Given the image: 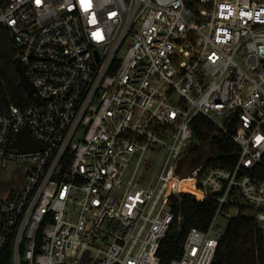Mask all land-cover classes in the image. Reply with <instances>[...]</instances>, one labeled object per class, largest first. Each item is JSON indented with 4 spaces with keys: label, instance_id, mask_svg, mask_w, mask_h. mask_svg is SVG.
<instances>
[{
    "label": "built area",
    "instance_id": "obj_1",
    "mask_svg": "<svg viewBox=\"0 0 264 264\" xmlns=\"http://www.w3.org/2000/svg\"><path fill=\"white\" fill-rule=\"evenodd\" d=\"M0 27L35 89L0 110V177L17 178L0 261L160 264L182 194L215 211L169 264H212L218 218L264 238V0H0ZM196 116L237 146L233 166L199 142L209 157L190 169ZM25 127L41 151L11 149Z\"/></svg>",
    "mask_w": 264,
    "mask_h": 264
},
{
    "label": "trees",
    "instance_id": "obj_2",
    "mask_svg": "<svg viewBox=\"0 0 264 264\" xmlns=\"http://www.w3.org/2000/svg\"><path fill=\"white\" fill-rule=\"evenodd\" d=\"M17 56V48L11 42L7 31L0 27V110L2 111H7L9 106L23 107L31 99L19 86L18 75L13 66ZM191 128L194 139L200 144L214 145L210 159L213 165L224 168L233 166L238 149L229 138L212 136V125L202 116L193 119ZM174 202L175 216H181L182 220L178 222L175 219L167 236L161 242L158 251L160 264H169L179 259L187 232L191 228L206 230L215 211L213 202L199 203L186 194L174 199ZM0 264H10L8 256H4ZM212 264H264V238L257 231L253 221L241 218L227 223Z\"/></svg>",
    "mask_w": 264,
    "mask_h": 264
},
{
    "label": "water",
    "instance_id": "obj_3",
    "mask_svg": "<svg viewBox=\"0 0 264 264\" xmlns=\"http://www.w3.org/2000/svg\"><path fill=\"white\" fill-rule=\"evenodd\" d=\"M13 66L18 75L19 86L23 88L29 96L34 94L35 89L25 75L18 58L14 59ZM11 149L17 153H34L41 151L42 147L32 141L28 129L25 127L16 135V141L11 145Z\"/></svg>",
    "mask_w": 264,
    "mask_h": 264
},
{
    "label": "rangeland",
    "instance_id": "obj_4",
    "mask_svg": "<svg viewBox=\"0 0 264 264\" xmlns=\"http://www.w3.org/2000/svg\"><path fill=\"white\" fill-rule=\"evenodd\" d=\"M199 142L196 141V139L193 142V145L196 144L197 148L195 151L196 156L191 160L190 164H191V168H196L198 166H201L203 164V162L208 159L209 157V152L207 151V148H205L204 146L198 144ZM163 160L164 157H161V155H157L152 161L153 165H154V171L157 174L163 164ZM134 167V161L129 165L128 167V172H131L132 169ZM189 169V170H190ZM5 174H2L0 177V190H4L7 189L8 187H10L11 185L14 184V181L17 179L16 176L13 175H9L7 176L6 174V170L4 171ZM13 177V178H12ZM10 178H12L11 180H9ZM128 180V176H126L124 178V182H127ZM217 224L224 230L226 225H227V221H225L222 218H218L217 219Z\"/></svg>",
    "mask_w": 264,
    "mask_h": 264
},
{
    "label": "bare ground",
    "instance_id": "obj_5",
    "mask_svg": "<svg viewBox=\"0 0 264 264\" xmlns=\"http://www.w3.org/2000/svg\"><path fill=\"white\" fill-rule=\"evenodd\" d=\"M183 190H190L189 188H187V186H184L183 188H182Z\"/></svg>",
    "mask_w": 264,
    "mask_h": 264
},
{
    "label": "flooded vegetation",
    "instance_id": "obj_6",
    "mask_svg": "<svg viewBox=\"0 0 264 264\" xmlns=\"http://www.w3.org/2000/svg\"><path fill=\"white\" fill-rule=\"evenodd\" d=\"M5 190V189H4ZM3 192V190H0V194Z\"/></svg>",
    "mask_w": 264,
    "mask_h": 264
}]
</instances>
